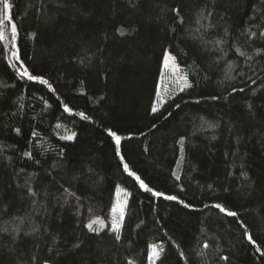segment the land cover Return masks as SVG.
I'll list each match as a JSON object with an SVG mask.
<instances>
[{
  "label": "trees",
  "instance_id": "trees-1",
  "mask_svg": "<svg viewBox=\"0 0 264 264\" xmlns=\"http://www.w3.org/2000/svg\"><path fill=\"white\" fill-rule=\"evenodd\" d=\"M8 2L0 264H264V0ZM167 51L190 86L153 112ZM117 187L119 240L88 211Z\"/></svg>",
  "mask_w": 264,
  "mask_h": 264
},
{
  "label": "rangeland",
  "instance_id": "rangeland-1",
  "mask_svg": "<svg viewBox=\"0 0 264 264\" xmlns=\"http://www.w3.org/2000/svg\"><path fill=\"white\" fill-rule=\"evenodd\" d=\"M165 55H168L171 59L167 68H165L163 60L156 109L159 108L169 96L180 91L182 88H185V80L188 85L187 79L176 62L173 54L170 51H167ZM128 196V192L120 187H117L109 196L103 192L98 194L90 203H88L90 217L93 219L103 217L104 221L110 223V226L113 229V221H116L119 225L122 222L120 215L121 211H123L124 217ZM73 199L74 201L78 200L76 197ZM113 209H115V211ZM162 249L163 245H155L153 246L152 251L155 250L159 255ZM155 259L156 258H154V260ZM154 260L149 261L154 262ZM101 264H115V257L108 258Z\"/></svg>",
  "mask_w": 264,
  "mask_h": 264
},
{
  "label": "snow or ice",
  "instance_id": "snow-or-ice-1",
  "mask_svg": "<svg viewBox=\"0 0 264 264\" xmlns=\"http://www.w3.org/2000/svg\"><path fill=\"white\" fill-rule=\"evenodd\" d=\"M0 4H2V14H0V28H3V26L5 25V22L8 21L9 23H11V30H12V38L15 39V35H16V32H17V26L15 25V23H12V17H11V14H10V9H11V5L9 4L8 0H0ZM262 35H264V33H262ZM4 39V34L2 31H0V40H3ZM170 57L168 55H165L164 56V66L165 68L168 67L169 65V61H170ZM22 75H25L27 76V78L29 80H40L41 83H47L46 81H43L41 78L39 77H36V76H33V75H30L27 71V69L24 70V72L22 73ZM183 79V78H182ZM190 85H187L186 83V80H185V87H189ZM181 91H183V88L181 89ZM241 91H243L241 89ZM65 112H70L71 110L65 106ZM152 111L153 112H156L157 109L155 107L152 108ZM81 117L84 118V119H87L86 116H84L83 113H80ZM33 135H35V133H33ZM75 134H72V135H68V136H65L63 137V139H66V140H72L73 137H74ZM109 135L113 137L114 141H115V144L117 145V150H116V154L119 155L120 152H119V145H120V142H121V137L119 135H117L116 132L114 131H111L109 130ZM121 159L123 160V157H121ZM124 170L125 172H128V174L130 176H134L136 181L139 182V185L142 189H145L146 191H152L150 188H148V186L145 184V182L139 177V176H136L133 172L129 171V167L128 165L125 163L124 164ZM74 195V194H73ZM152 195L154 196H164L163 193L161 192H152ZM165 199H168V200H176L177 197L176 196H164ZM187 206V205H186ZM214 207L218 208L221 212H224L226 215L228 216H236L237 213L235 212H232V211H228L226 210L222 205L220 204H216L214 205ZM115 211V209H113ZM120 219L123 220V211H121V215H120ZM93 223H96V221H93L89 224L86 225V227H88L89 231H99L98 229H93ZM119 223H117L116 221H113V231L116 233L115 235V239L116 240H119L120 239V235H119ZM27 234V233H26ZM245 235L247 236V239L250 243L252 244H255L256 241L253 240L252 236L245 233ZM205 247H207V245H205ZM257 251H259V248H257ZM158 257V253L153 250L150 254H149V260L152 261L154 260V258H157ZM226 259V258H225Z\"/></svg>",
  "mask_w": 264,
  "mask_h": 264
}]
</instances>
